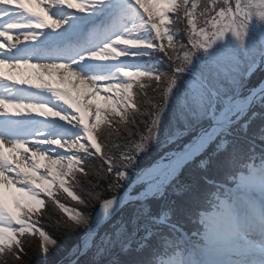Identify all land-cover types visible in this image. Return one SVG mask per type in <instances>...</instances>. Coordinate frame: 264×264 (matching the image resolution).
I'll list each match as a JSON object with an SVG mask.
<instances>
[{
    "label": "snow or ice",
    "instance_id": "obj_1",
    "mask_svg": "<svg viewBox=\"0 0 264 264\" xmlns=\"http://www.w3.org/2000/svg\"><path fill=\"white\" fill-rule=\"evenodd\" d=\"M258 66L264 0H0V255L20 259L27 236L39 238L45 258L58 247L35 218L51 199L73 231L87 225L79 255L92 247L97 258L117 246L128 252L137 237L140 251L158 235L170 250L160 264H264V143L253 139L245 150L228 139L250 108H264V82L244 94ZM152 85L146 135L119 157L106 154L102 125L130 123L141 111L137 97L147 95L138 90ZM213 143V156L232 147L223 159L199 161L205 174L184 185L178 218L172 209L154 215L148 201L175 191L184 168ZM164 148L138 170V156ZM90 158L114 176L109 190L116 193L102 200L91 222L54 191L58 186L86 204L70 182L86 174ZM127 205L131 232L121 217L114 234L101 235ZM179 217L194 230L185 231ZM153 253L134 264H156Z\"/></svg>",
    "mask_w": 264,
    "mask_h": 264
},
{
    "label": "trees",
    "instance_id": "obj_2",
    "mask_svg": "<svg viewBox=\"0 0 264 264\" xmlns=\"http://www.w3.org/2000/svg\"><path fill=\"white\" fill-rule=\"evenodd\" d=\"M160 59L163 61L161 62V71H166L168 68V64L166 63L163 54H160ZM135 89L134 91H136ZM146 92H148V89L145 88ZM141 93V90H138ZM138 99V97H137ZM144 106L141 108V112H139L135 119L131 120L130 123L127 125H121L119 128L120 130H124L125 128L129 130V133L122 132L119 136L113 134L109 131L108 126H102L104 130V134H98L99 141L105 145L104 151L108 155H116L119 157V154L123 151H128L132 148H134L135 144L138 143L140 140L141 134L145 135L146 132V126L147 122L150 119V116L148 115L149 111L151 110V105L148 104L146 101H144ZM155 102V101H154ZM253 113L256 115L253 117ZM143 117V118H142ZM149 118V119H148ZM249 122L247 130H245L242 125L241 127H236V133L235 137H228V139L231 141L235 139L236 144L239 146H242L245 150L249 147V141L255 140L256 144H262L264 141H261L260 137V129L261 127H264V108L258 106H255L253 110L251 111V114L248 116V118L245 120V122ZM134 123L135 125L131 124ZM115 126V125H113ZM125 127V128H124ZM117 128V129H119ZM121 132V131H120ZM121 136V137H120ZM118 145V146H117ZM232 145L230 144L226 149L220 151L215 156L212 154L216 152V144L212 145L202 156L198 157L194 162L187 165L179 177V183L175 185L176 190L173 191L172 188L169 189L171 192L168 193L167 197L165 199H151L156 201V208L154 207V215L159 216L162 211H166L168 209H172V219L176 220L177 214L175 211V206L181 204L185 199V193L183 191L184 185L191 183L193 178H199V176L204 175L205 172L203 169L197 168V165L199 164V161L201 159H205L207 157H211L212 161L215 162L216 160L223 159V157L226 155L228 151L231 150ZM119 159H117L118 161ZM100 163V164H99ZM93 165L95 166V170L93 171L92 175H90L87 179V181H81L83 185V189L89 193V195H97V193H102L101 201L103 199L110 198L112 195L115 194V192L109 190V182L114 183V176L108 175L103 170L106 166L102 164V162L99 159L90 158L88 163L85 165ZM207 174L211 177L213 175V169L209 168ZM103 175V176H102ZM79 194H81V191H78ZM85 201L86 204L89 202L88 197L85 195H80ZM87 198V199H86ZM58 199L64 203L65 205H68L67 201H69L65 195H61L58 197ZM172 202H175L173 204ZM152 203V202H150ZM155 203V202H154ZM86 204L78 205L77 208L81 210L86 215H91L94 213L96 207L93 209H90L89 207H86ZM59 207L51 199L46 200V207L43 209V216H38V220H40L41 224L46 228L47 231H49L54 238L57 239V242L60 245H63L67 248H72L80 238V236L83 233V228L78 227L75 228L73 231L72 229L75 227L71 221L64 222V218L62 217V214L59 212ZM179 219H182L184 221V228L188 230H192L195 228L194 225H192L186 217H179ZM65 223V224H64ZM168 230L165 228L164 232H167ZM151 237L147 241V246L137 251V247H131V249L128 252H121L118 253L117 260L120 262V264H134V262L137 261H145L150 254L153 253V250L157 249L159 250L161 247L156 242V239ZM24 239V253L21 255L20 259H16L12 254L7 253V257L1 255L7 259H16L20 261L23 264H41V252L39 249V238L38 237H31L27 236ZM2 261V262H3ZM5 264V263H3Z\"/></svg>",
    "mask_w": 264,
    "mask_h": 264
},
{
    "label": "rangeland",
    "instance_id": "obj_3",
    "mask_svg": "<svg viewBox=\"0 0 264 264\" xmlns=\"http://www.w3.org/2000/svg\"><path fill=\"white\" fill-rule=\"evenodd\" d=\"M33 62H35V61H33ZM263 80H264V66H258L253 71V73L250 75V77L248 78L247 84H246V88L244 90V94L247 95L249 89H255V88L259 87L262 84ZM153 87H154V85L149 86V87H146L148 89V92H146L145 88L142 89V92L144 94H147V95H141V96L138 97V100L141 103V108L144 106V103H145L144 101H146L148 104H150L149 101H152V102L155 101L154 98H153ZM115 119L117 121H119V118L118 117H116ZM150 122H151V118L147 122L146 130H145L146 133H147V128L150 126ZM131 124L135 125L132 122H131ZM121 125H124V124H120V126ZM106 126H108V125L106 124ZM108 129H109L110 132H112L113 134H115L117 136H119L122 132H126V131H127V133H129V130H127L126 128L124 130H120V128L117 129L116 125L115 126H111V127L108 126ZM139 136L141 137V136H143V134H141ZM183 139L186 140V139H188V137H184ZM165 151H168V148H164V149H162L160 151L152 152L151 155H148L147 153H142L140 156L137 157L138 170H141V169H143L145 167L150 166L152 163L155 162L156 159H158V157L160 155H163V153ZM115 163L118 166L119 165V160L118 161L116 160ZM94 168H95V166H93L91 164L85 166L86 174L77 172V173H75L76 180L70 182V186L73 188V190L78 195H85L86 197H88V201L89 202L86 204V207H89L90 209H93L94 207H96V209H95V211H94L93 214H91V215H86L85 214L86 216L89 217V220H91V217H93L95 215V213L99 210V207H100V204L102 203V201L101 200H97L95 198L96 197L95 194L89 195V193H87L83 189V186H81V185H83L81 181H87L88 177L90 175H92L93 171L95 170ZM103 170H104V168H103ZM103 173L106 174V172H103ZM90 178L91 177H89V180H90ZM133 179H135V176L134 175H133ZM123 190H124L123 188L120 189V192L122 193ZM139 190H140L139 188L136 189V191H139ZM54 191L57 192V196L66 195V198L69 200V201H67L68 208L69 209H75V210L81 211V210H79L77 208V206L78 205H82V204L78 203L77 201L72 200V198L69 197L67 195V193H65L62 189H58V186L54 188ZM78 191H81V194H79ZM168 193L171 194V192L169 190H168ZM150 200L148 201V203L150 205V208H151L152 212H154V209L157 207L156 206V201L155 200L150 201ZM150 202H152V203H150ZM152 206H155V208L152 207ZM59 212L62 214V217L64 218V222L71 221L68 218V215L66 213H64L61 209L59 210ZM153 214H155V213H153ZM131 216H132V206L131 205H127V206H125V208L122 210V212L119 215H117V216L113 217L112 219L108 220L99 229L100 234L103 235L105 232H107L109 234H114V232H115L116 229L113 228L112 225L115 224L116 225V228H118L119 225L116 224V222L118 220H120L121 217H123V219H124L125 222H129L128 223V231L131 232V228H132L131 223H130ZM35 218L37 219V217H35ZM80 227L83 228L84 233H85L86 227L84 225H81ZM143 234L144 233L141 232L139 235L141 236ZM83 236L84 235H81L80 236V238L78 239V243L77 244H79L81 242V239H82ZM96 240L98 242L99 237H96ZM74 248L75 247H73V248H67V247H65L63 245H60L58 243V247L57 248L54 247L53 250L51 251V253L47 256V258H45V256L41 253V255H40L41 256V261L40 262H41V264H60L65 259V257L68 256L72 252V250ZM120 251H123V250L121 249L120 246H117V247H115V248H113L111 250V253L110 254H105V255H102L99 258H97V256H96V248L95 247H92L85 254L79 255V257H77V259H76L77 260V264H97V259H98L99 264H109V261H111L113 258H115L117 260V258H118V252H120ZM6 255L7 254H4L3 256L7 257ZM3 256L0 255V264H3V263H5V264H23V263H21L20 261H18L16 259H7V258H5V262H4L3 261L4 260V257Z\"/></svg>",
    "mask_w": 264,
    "mask_h": 264
},
{
    "label": "bare ground",
    "instance_id": "obj_4",
    "mask_svg": "<svg viewBox=\"0 0 264 264\" xmlns=\"http://www.w3.org/2000/svg\"><path fill=\"white\" fill-rule=\"evenodd\" d=\"M15 38V37H14ZM264 82V81H263ZM261 86V85H260ZM258 88V87H257ZM101 95H104V93H101ZM99 211V210H98ZM91 222V220H89ZM87 228V225H84ZM89 238L85 236L82 241L76 246V248L72 251V253L66 257L61 264H72V261L75 257H77L79 254L77 252V247H83V242L88 240ZM57 248V247H56Z\"/></svg>",
    "mask_w": 264,
    "mask_h": 264
}]
</instances>
